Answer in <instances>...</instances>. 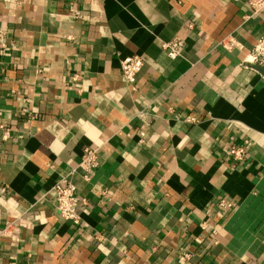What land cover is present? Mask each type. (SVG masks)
Returning a JSON list of instances; mask_svg holds the SVG:
<instances>
[{
	"label": "crops",
	"instance_id": "obj_1",
	"mask_svg": "<svg viewBox=\"0 0 264 264\" xmlns=\"http://www.w3.org/2000/svg\"><path fill=\"white\" fill-rule=\"evenodd\" d=\"M248 1L0 0V125L13 131L0 135V218L27 223L0 264H264V79L241 65L264 13ZM230 35L244 53L218 47ZM136 55L132 93L121 62ZM86 148L99 166L72 178L76 226L51 190Z\"/></svg>",
	"mask_w": 264,
	"mask_h": 264
},
{
	"label": "built area",
	"instance_id": "obj_2",
	"mask_svg": "<svg viewBox=\"0 0 264 264\" xmlns=\"http://www.w3.org/2000/svg\"><path fill=\"white\" fill-rule=\"evenodd\" d=\"M248 6L251 11V17L260 16L264 13V0H249ZM72 13L77 19H82V14L78 10H73ZM192 29L193 27L190 26ZM6 31L0 28V50L7 48ZM218 47L228 52H240L244 53L245 48L243 45L235 39L233 36H228L219 42ZM185 48V42L180 38H175L169 42L162 43V49L166 53L167 57L171 61H176L182 57ZM144 61L140 56H131L123 59L121 62V74L126 83V86L132 93L138 92V75L142 71ZM244 68L256 71L260 73L264 79V38L257 41L251 50H249L243 58L242 64ZM74 81L78 80V76L75 75L72 78ZM23 113L28 119L31 118L32 113L29 109H23ZM195 120H190L194 122ZM12 129L7 125H0L1 141L7 143L12 138ZM140 142L144 143V134H139ZM100 148H86L81 156V160L76 168L72 169L69 173L64 175L59 181H57L51 192L54 194L56 201V209L58 217L68 223H72L76 226L80 225V215L78 213V207L81 202L77 195L76 186L73 183V176L76 171L81 170L84 173V178L87 181L91 179V173L98 168ZM228 155L230 159L236 163L244 162L247 156L246 148L243 146H231L228 149ZM219 207L222 209L232 211L234 204L226 199H222L219 202ZM19 224L17 226L16 224ZM17 223L2 222L0 218V242L8 241L12 246H17L19 240V229L26 226V222L23 217L18 219ZM202 230L209 232L212 235H216L217 232L207 224L202 225ZM188 257L186 256L185 259Z\"/></svg>",
	"mask_w": 264,
	"mask_h": 264
}]
</instances>
